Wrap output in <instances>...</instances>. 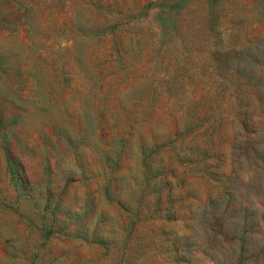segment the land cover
<instances>
[{"label":"rangeland","instance_id":"1","mask_svg":"<svg viewBox=\"0 0 264 264\" xmlns=\"http://www.w3.org/2000/svg\"><path fill=\"white\" fill-rule=\"evenodd\" d=\"M0 264H264V0H0Z\"/></svg>","mask_w":264,"mask_h":264}]
</instances>
